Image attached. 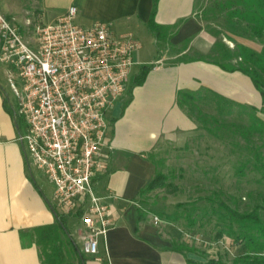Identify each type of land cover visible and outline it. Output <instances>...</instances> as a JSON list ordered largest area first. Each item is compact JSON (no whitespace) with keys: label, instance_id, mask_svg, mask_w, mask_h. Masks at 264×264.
<instances>
[{"label":"crops","instance_id":"1","mask_svg":"<svg viewBox=\"0 0 264 264\" xmlns=\"http://www.w3.org/2000/svg\"><path fill=\"white\" fill-rule=\"evenodd\" d=\"M195 1H158L155 21L163 26L178 24L168 42L161 43L167 47L165 52L146 26L152 0L29 1L46 22L56 20L74 6L78 24L109 23L116 35L130 34L141 45L135 53L128 93L107 117L112 152L109 168L94 179L98 194L115 197L114 224L99 240L98 254L84 255L85 264H186L184 257L171 249L172 241L183 240L179 228L171 223L157 227L152 222L153 214H147L139 223L137 212L139 207L151 211L143 206L139 191L154 176L153 151L161 144L183 147L197 128L178 104L177 93L208 89L237 104L257 109L263 106L259 91L246 75L226 72L203 61L180 60L191 50L207 53L214 44L195 16ZM171 48L176 50L167 53ZM151 64L154 67L144 82L134 86L141 67ZM4 75L0 67V264H47L40 228L55 223L52 191L44 178L39 173L34 176L26 165L16 140L22 125H15L7 109L11 106L1 83ZM70 219L73 223L69 225ZM66 226L81 250L80 223L67 218ZM22 232H26L24 242Z\"/></svg>","mask_w":264,"mask_h":264},{"label":"built area","instance_id":"2","mask_svg":"<svg viewBox=\"0 0 264 264\" xmlns=\"http://www.w3.org/2000/svg\"><path fill=\"white\" fill-rule=\"evenodd\" d=\"M76 18L71 6L52 22L27 19V30L34 25L28 37L0 12V65L21 121L16 140L26 165L53 186L52 207L80 223L81 253L95 256L114 224L115 197L98 194L94 183L111 162L107 117L128 93L141 45L109 23L83 26Z\"/></svg>","mask_w":264,"mask_h":264},{"label":"rangeland","instance_id":"3","mask_svg":"<svg viewBox=\"0 0 264 264\" xmlns=\"http://www.w3.org/2000/svg\"><path fill=\"white\" fill-rule=\"evenodd\" d=\"M29 1L0 0V12L9 19L13 18L17 25L23 26L28 37L31 30L34 31V25L27 30L25 21L34 19L33 24H36L40 15L30 7ZM230 1L232 0H196L195 16L203 23L213 43L222 42L228 49L242 45L261 52L264 39L253 37L236 19L228 16L227 4ZM162 47L165 52L167 47L161 44L160 48ZM174 50L176 49L171 48L167 53ZM208 53L191 50L180 60L199 58ZM0 67L5 71L4 66ZM1 83L8 97L7 103L15 115L12 92L5 75ZM210 101L213 100L210 98ZM211 110L208 112L211 113ZM233 115L234 117L225 118L220 124L200 121L196 123L195 132L183 147L161 144L151 154L155 161L162 163L160 169L168 175L176 189L149 193L143 198V206L158 213L182 215L174 226L183 233L181 241H186L193 248V252L188 253L187 257L195 261L220 259L231 264L235 257L244 252L240 241L225 234L218 236L224 227L219 218L226 214L221 205L239 213L254 211L264 219V171L255 169L257 157L264 163V136L243 138L236 129L247 124V117L236 108ZM257 116L264 121V114L259 113ZM240 117L244 120H237ZM239 170L242 174L238 173ZM32 172L34 176H38L36 170ZM46 183L48 190L53 192V186L47 181ZM180 203L184 206L178 208L176 205ZM154 216L160 220L157 227L161 228L167 223L159 215L153 214L152 219ZM190 220L194 224L189 226ZM68 223L72 224L73 220H68ZM65 246V251L70 256L68 260L74 261L73 254Z\"/></svg>","mask_w":264,"mask_h":264},{"label":"trees","instance_id":"4","mask_svg":"<svg viewBox=\"0 0 264 264\" xmlns=\"http://www.w3.org/2000/svg\"><path fill=\"white\" fill-rule=\"evenodd\" d=\"M159 0H152V7L146 26L149 32L154 36L157 44L168 42L170 37L176 32L178 24L171 26L159 25L155 21L157 4ZM229 7L228 16L236 19L243 29L255 38L264 39V0H232L227 4ZM264 45V40H263ZM187 61H203L218 66L226 72H240L246 75L253 86L259 91L262 99V107H255L237 104L225 99L208 89H200L197 92L179 91L177 93V102L181 108L191 117L195 123L209 121L220 124L225 118L234 117L235 108L241 110L246 115V125L239 126V131L245 139L253 136L259 138L264 136V121L257 114H264V47L261 52H255L245 46L235 45L234 49H228L222 42H215L208 54L199 58H190ZM154 67V64L142 66L139 74L134 78L133 85H140L144 82L147 73ZM131 91V90H130ZM131 98V96H130ZM129 98V100H130ZM210 98L213 101H210ZM5 107L7 108L6 104ZM13 116L15 125L20 126V119L14 115L11 109L7 108ZM213 109V111L211 110ZM211 110V113L208 112ZM196 113V116L193 114ZM240 121L244 119L240 117ZM264 144V143H263ZM255 169L264 171V163L257 157ZM155 167V173L152 180L139 191V197L144 198L156 190L176 189L175 185L169 181L168 175L160 169L162 163L155 161L151 156ZM239 174L241 170L238 171ZM264 173V172H263ZM178 208L184 206L180 203ZM224 209V215H221L223 229L219 231L218 236L224 234L231 239L240 241L243 244L244 252L234 258L231 264H264V219L257 212L239 213L226 205H221ZM55 216L53 225L40 228V239L47 264H85L86 260L81 253L78 245L72 238L67 226L69 215L51 207ZM138 222L145 221L147 214L159 215L167 223H177L182 215L175 213L168 215L150 210L137 209ZM190 220L188 225H193ZM226 231H225V230ZM24 242L26 232L21 233ZM65 240V241H64ZM65 245L68 246L70 253L74 256V261L68 260L70 257L65 251ZM171 249L181 254L186 264H228L220 259H208L206 261H195L187 257L188 253L193 252L186 241H172Z\"/></svg>","mask_w":264,"mask_h":264}]
</instances>
